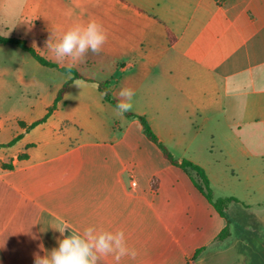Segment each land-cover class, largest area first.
I'll return each mask as SVG.
<instances>
[{"label": "crops", "instance_id": "crops-1", "mask_svg": "<svg viewBox=\"0 0 264 264\" xmlns=\"http://www.w3.org/2000/svg\"><path fill=\"white\" fill-rule=\"evenodd\" d=\"M15 2L21 18L50 36L101 22L108 40L99 54L129 60L120 65V83L135 90L130 113L145 117L169 152L173 142L182 160L201 166L210 185L211 148L230 164L231 149L264 159V0H0V35L27 43L4 20ZM19 51L0 45L3 64L14 56L22 63L0 67V97L10 72L24 85ZM14 107L0 117V264H34V253L57 247L60 233L50 227L57 220L76 231L123 229L137 255L119 264H202L229 227L226 212L196 190L194 172L165 160L138 119L103 127L104 118H62L56 109L27 130L45 114L27 120ZM194 116L212 130H175L176 121ZM217 216L220 232L203 241ZM99 264L117 262L109 255Z\"/></svg>", "mask_w": 264, "mask_h": 264}, {"label": "rangeland", "instance_id": "rangeland-1", "mask_svg": "<svg viewBox=\"0 0 264 264\" xmlns=\"http://www.w3.org/2000/svg\"><path fill=\"white\" fill-rule=\"evenodd\" d=\"M20 14V8L15 2L14 8L4 19L9 23V31L13 30L12 35L26 38L29 47L58 67L76 69L82 77L91 80H77L76 83L79 82L80 87L75 83L69 88L63 103L57 105L58 117L76 119L90 114L104 118L106 123H103V127L107 125L115 127V125L131 123L134 120L124 115L118 117L115 114V107L106 103L98 90L100 83L108 82L112 96L115 97V93L122 87L120 80L123 75L120 72V65L129 60L120 57L104 58L101 54L89 51L83 61L75 66H69L67 62H58L54 53L46 46L52 36L55 42L62 33L58 31L57 34L50 36L38 31L32 25L31 19L21 18ZM2 27L0 18V30ZM19 52L25 56L24 85L20 83L19 88L17 87L12 72L4 77L8 91L1 93L0 117L9 115L17 103L20 110L24 109L22 113L25 119L42 117L48 107L54 103L59 89L73 78V74L63 73L56 68L43 67L29 54ZM3 61L0 56V67H12L17 64L22 66L21 60L15 56L8 64H3ZM112 120L119 122L114 124ZM173 125L176 131L194 129L208 132L212 130V124L208 125L195 116L190 121L178 120ZM215 125L223 128L221 124ZM221 128L218 129L220 132L224 130ZM167 145L173 157L181 161L184 156L176 144L172 142ZM211 151L209 158L213 162L209 172L213 181L211 189L214 200L233 197L237 202H230L224 208L226 219L230 224L228 232L224 236H219L214 249L204 253L202 264H264V159L254 157L250 153L244 155L231 149L230 153L234 162L230 164L216 147L211 148ZM160 162H162L161 159ZM185 170L192 174L190 169ZM210 223L211 227L204 232L203 241L214 237L221 230L219 216Z\"/></svg>", "mask_w": 264, "mask_h": 264}, {"label": "clouds", "instance_id": "clouds-1", "mask_svg": "<svg viewBox=\"0 0 264 264\" xmlns=\"http://www.w3.org/2000/svg\"><path fill=\"white\" fill-rule=\"evenodd\" d=\"M53 40L52 36L46 47L54 53L56 60L75 66L89 51L99 54L108 40V33L101 22L92 18L86 23H74L55 42ZM75 85L80 87L79 82ZM134 96L135 90L126 86L115 93V114L118 117L133 109ZM56 223L58 226L50 227L60 233L58 246L45 251L43 256L34 253V264H99L101 258L109 255L119 264L122 258L137 255L136 250L129 247L123 229L112 231L88 226L83 231H76L63 220ZM66 229L70 230L69 235H65ZM40 249L44 250L42 244Z\"/></svg>", "mask_w": 264, "mask_h": 264}, {"label": "trees", "instance_id": "trees-1", "mask_svg": "<svg viewBox=\"0 0 264 264\" xmlns=\"http://www.w3.org/2000/svg\"><path fill=\"white\" fill-rule=\"evenodd\" d=\"M169 40L172 41V37L169 35ZM7 44H11L14 45L16 47H18L19 49H21L22 51L28 53L36 62H38L40 65L47 67V68H56L59 71L63 72V73H72L73 74V78L72 80L66 82L62 88L58 91L57 93V97L56 100L54 102V104L52 106H50L45 115L35 121L34 123H32L29 126H26L27 130H31L33 128H35L36 126L44 123L47 121V119L55 112V110L57 109V104L60 103L63 98L64 95L68 89V87L71 85V83L75 80H85V81H91L89 79H85L84 77H82L78 71L76 69L73 68H65V67H58L56 64L47 61L45 58H43L41 55H39L36 51H34L31 47H29L27 45V43L22 40V39H17V38H8V37H3L0 35V45H7ZM108 82L105 83H100L98 85V89L99 91L103 94L104 96V101L109 103L110 105H112L113 107H115L117 101L115 98L112 97L110 90L108 89ZM126 117H133L139 120L142 128H143V132L146 136V138L152 142L154 145H156L163 154V157L165 160H167L170 164H172L175 167L178 168H182V169H190L192 172H194L195 176H196V180L194 181V186L196 188L197 191H199L203 197L207 200V202L220 214L223 215L224 213V208L230 203V202H237V200L233 197L231 198H221L218 200H214L213 198V192L211 189V185H210V181L209 178L205 172V170L193 163L192 161L189 160H176L173 155L169 152V150L167 149V147L159 141L157 135L155 134V132L152 130L151 126L149 125L147 119L143 116H138L135 115L133 113L127 112L124 114ZM21 125H23L21 123ZM21 136L16 137L15 139H13L9 144H7L8 147L13 146L19 139ZM154 183V182H153ZM228 232V228H225L221 235L224 236L226 233Z\"/></svg>", "mask_w": 264, "mask_h": 264}, {"label": "built area", "instance_id": "built-area-1", "mask_svg": "<svg viewBox=\"0 0 264 264\" xmlns=\"http://www.w3.org/2000/svg\"><path fill=\"white\" fill-rule=\"evenodd\" d=\"M136 185H137L136 182H135L134 180H131V187H132V188H135Z\"/></svg>", "mask_w": 264, "mask_h": 264}]
</instances>
